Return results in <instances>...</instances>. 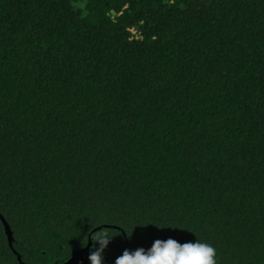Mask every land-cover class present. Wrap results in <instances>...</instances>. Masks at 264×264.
<instances>
[{
	"label": "trees",
	"instance_id": "1",
	"mask_svg": "<svg viewBox=\"0 0 264 264\" xmlns=\"http://www.w3.org/2000/svg\"><path fill=\"white\" fill-rule=\"evenodd\" d=\"M0 216V264L97 226L104 264L125 238L264 264V0H0Z\"/></svg>",
	"mask_w": 264,
	"mask_h": 264
},
{
	"label": "clouds",
	"instance_id": "2",
	"mask_svg": "<svg viewBox=\"0 0 264 264\" xmlns=\"http://www.w3.org/2000/svg\"><path fill=\"white\" fill-rule=\"evenodd\" d=\"M113 236L107 228H99L91 234L93 244L87 257L89 264H104V249ZM113 264H217V257L215 247L206 241L194 239L180 243L167 238L153 240L147 249H124Z\"/></svg>",
	"mask_w": 264,
	"mask_h": 264
},
{
	"label": "water",
	"instance_id": "3",
	"mask_svg": "<svg viewBox=\"0 0 264 264\" xmlns=\"http://www.w3.org/2000/svg\"><path fill=\"white\" fill-rule=\"evenodd\" d=\"M1 220H2V223L4 225V230H5V233L7 235L9 245H11V239H12L11 230H10L8 224L5 222L3 217H1ZM100 227L101 226H97V227L93 228L92 232L99 229ZM90 244H91V240H90V237H88L86 245L82 248L73 249L71 251V255L68 259H66L62 262L51 263V264H78V263H80L83 260V255L86 252V250L89 248ZM124 245H125V249H129L130 251L133 250L130 248L128 240L126 238L124 239ZM24 264H44V263H24Z\"/></svg>",
	"mask_w": 264,
	"mask_h": 264
},
{
	"label": "built area",
	"instance_id": "4",
	"mask_svg": "<svg viewBox=\"0 0 264 264\" xmlns=\"http://www.w3.org/2000/svg\"><path fill=\"white\" fill-rule=\"evenodd\" d=\"M132 32H134V31L132 30Z\"/></svg>",
	"mask_w": 264,
	"mask_h": 264
}]
</instances>
